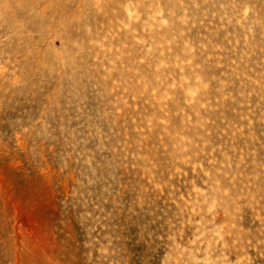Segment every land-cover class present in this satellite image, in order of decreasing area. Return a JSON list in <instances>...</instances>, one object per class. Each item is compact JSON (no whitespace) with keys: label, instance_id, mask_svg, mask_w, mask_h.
<instances>
[{"label":"rangeland","instance_id":"374dc122","mask_svg":"<svg viewBox=\"0 0 264 264\" xmlns=\"http://www.w3.org/2000/svg\"><path fill=\"white\" fill-rule=\"evenodd\" d=\"M0 264H264V0H0Z\"/></svg>","mask_w":264,"mask_h":264}]
</instances>
